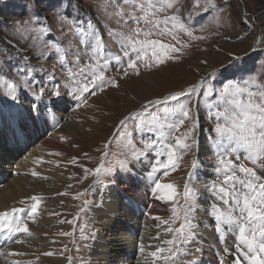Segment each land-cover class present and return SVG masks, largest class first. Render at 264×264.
I'll return each instance as SVG.
<instances>
[{
	"label": "snow or ice",
	"instance_id": "6c2138e0",
	"mask_svg": "<svg viewBox=\"0 0 264 264\" xmlns=\"http://www.w3.org/2000/svg\"><path fill=\"white\" fill-rule=\"evenodd\" d=\"M31 3L38 5L40 0H31ZM226 7V3L218 4L217 0H96L92 10L82 9L78 0H68L67 5L65 0H56L52 9L55 26L47 23V16L41 18L38 12L26 9L29 19L13 22L15 40L6 41L8 47L0 53L3 61L0 99L10 104L9 127L13 139L20 142L27 138L28 121L33 125L58 126L57 113L69 98L75 110L86 105L89 96L103 93L109 86L118 88V80L107 75L112 67L122 70L127 77L129 70L131 74L141 75V65L150 69L179 62L184 49L189 47L179 37L204 39L194 35L196 26L203 30L217 22ZM99 13L112 23L102 26ZM243 23L252 29L253 24L247 18ZM105 35L118 43L119 54L107 49ZM163 37L170 38L171 42ZM252 51L256 53L254 68L247 67L250 58L247 53L231 52L228 60L212 66L210 72L186 89L147 99L137 110L126 113L113 134V141L123 145L122 159L115 162L108 159L113 155L109 151L113 141H109L104 144L100 163L94 169L79 165L84 171L83 179L91 175L95 180L89 189L76 193L74 198L94 189L102 194L118 176H134L135 166L148 155L153 156L148 173L151 192L158 200L171 205L168 219L154 217L167 225L164 234H170L171 238L162 240L161 246L150 253L153 264L157 260L163 264H184L183 256L201 252L191 250L189 245L199 238L203 221L197 213L202 210L213 219L223 255L231 258V264H264V82L259 79V69L264 67L261 63L264 48L254 46ZM201 63L208 64V61ZM48 64L59 65L64 70L63 83L56 79L55 71L48 70ZM22 98L27 99V108ZM201 119L205 124L200 123ZM205 127V140L210 142L209 150L216 156V163L212 165L211 182L204 184L211 200L202 205L201 193L192 187V179L200 167L199 133ZM182 128L185 130L181 132ZM187 154L193 155L189 162L192 171L180 191L174 183H163L161 176L167 177L175 171ZM77 159L73 157L70 163L75 165ZM245 161L253 167L246 166ZM36 162L52 163L43 158H37ZM31 175L40 177L41 173L33 170ZM43 199L41 195H32L19 201L27 204L26 207L0 212V236L23 243L12 238L19 234L32 235L29 221L35 222ZM92 203L84 201L85 207ZM86 228L87 225L80 227L82 240L94 239V233L85 234ZM225 232L233 236L231 247ZM155 239H160L159 232ZM144 247L141 243L139 250L143 252ZM0 255L5 254L0 252ZM12 264H31V261L13 260ZM84 264H91L90 256ZM187 264H200V261L193 259Z\"/></svg>",
	"mask_w": 264,
	"mask_h": 264
},
{
	"label": "rangeland",
	"instance_id": "374dc122",
	"mask_svg": "<svg viewBox=\"0 0 264 264\" xmlns=\"http://www.w3.org/2000/svg\"><path fill=\"white\" fill-rule=\"evenodd\" d=\"M67 2L68 0H65V5H67ZM78 2L82 9L95 10L96 0H78ZM55 3L56 0H40L38 5H33L31 0H0V53H4L8 47L6 41L15 40L12 29L13 22L29 19V16L25 15L26 9L38 12L41 18L47 16L49 18L47 23L55 26L56 21L53 18L52 10ZM217 3L227 4L225 10L220 13L221 19L215 23L209 24L203 30H200L199 25L196 26L194 35L203 36L205 37L204 39H191L186 35H181L179 37L182 41L189 44V47L185 48L181 54L179 62H168L166 66L152 67L150 69L141 65V75L137 76L131 74V70H129L130 74L127 77L123 76L122 70H117L115 67H112L107 75L115 77L118 80V88L109 86L103 93L97 92L96 96H90L86 105L78 107L75 111L71 110L64 114V118L66 117L67 122H69L70 129H76L75 126H78L79 123V125L82 124L81 126L83 127V132L73 134V137H71L68 142V145H70L69 147H71V150L74 152L73 157L78 158L77 163L75 165L70 163L72 157L63 164L64 166H68V169L76 176V182L72 185H63L57 180L58 176H60L59 173H61L62 164L57 166V161L52 159V155H49L51 152L46 151V154L51 156L49 161H52V163H48L47 166L49 173L47 181L49 183H46V187L49 189V192L37 190L36 193L27 195V197H30L38 194L44 198L41 209L35 217V222L29 221V229L32 235L19 234L22 236L18 239L22 240L23 243L10 242V247L13 245V248L14 246L22 248V250L16 249V253H26L24 256H16L21 257L19 260L26 262L31 261V264H84V261L89 256L91 258L93 247L98 245V240H82L80 227L87 225L85 234H95L94 226L96 219L94 217V212L97 199L95 194L96 191L94 189L93 192H89L87 195L80 196L79 198H74V196L76 193H82L89 189V186L93 185L95 177L90 175L87 179H83L84 171L79 165H85L89 169H94L100 163V156L102 151H104V144L113 141V134L118 129L119 120L122 119L126 113L137 110L138 106L147 99L161 98L171 91L186 89L210 72L212 66H219L222 61L228 60V54L231 52H236L238 54L247 53L250 57L246 62L247 67L254 68L256 53L252 51V48L254 46L264 48V0H217ZM98 15L102 26L112 23L103 13H99ZM245 18L253 24L252 29H249L245 23H243ZM113 27L115 28L117 25L113 24ZM162 39L166 42H171L168 37H163ZM257 40H259V45H256ZM104 43L107 49L119 54L120 48L115 40L105 35ZM20 46L23 47L24 45L21 43ZM202 61H208V64L201 63ZM0 63H3V61L0 60ZM261 63L264 64V60H262ZM47 68L49 71H55L56 77L62 76L64 73V70L61 69L59 65L53 66L52 64H48ZM144 74H151L154 77V83L147 89L143 87ZM259 79L261 82H264V67L259 69ZM57 80H61L63 83L62 78H57ZM0 100L2 101V99ZM23 100L26 101V99ZM8 103L9 101L5 100V106L1 107V112H6L10 108V105H7ZM203 103L204 101H201L202 106ZM124 108L128 110H125V112ZM200 115L201 117L204 115L202 110ZM64 122L65 120L63 123ZM200 123L203 125L205 121L201 119ZM60 126L61 125H59V127ZM186 127L187 125H185V128ZM185 128H182L181 132L184 131ZM206 136L207 127L199 133V139L202 140V145H200L198 150L200 153H198V155L199 162L208 165L211 159H215L216 156L213 152L209 153V146L207 147L208 149H205ZM5 141V138L3 142L0 140V143H3L0 150L4 152L3 155L1 154L2 157H0V165L4 163L0 170V172L3 173L1 184L5 185L14 178L22 177L25 180L37 182L40 188L42 186L44 187L46 180L41 177H33L31 175L32 170H30L31 152L32 150L37 152V145L43 147V145L40 144L41 139L38 143L32 142V144H29L20 151L18 147H10L12 144L7 147V145L4 144ZM43 148V150H45V147ZM123 150V145L121 143L113 141L109 148V151L113 155L108 159L115 162L116 159L123 158L121 155ZM84 153L88 154L87 158L84 157ZM192 159V154L185 155L183 159L178 162L179 167L175 171H171L167 177L161 176L162 182L174 183L178 186L180 191H183L184 185L188 180V174L192 171L189 164ZM151 161H153V159L146 163ZM237 163H239V161H237ZM144 164V162L137 164L135 170L143 168V171L147 173V168ZM245 164L248 167H253L250 162L245 161ZM149 165L151 166L152 163H149ZM54 175L56 177L53 178ZM156 175H159V173ZM136 176L140 177L142 175L139 173ZM69 185H71V187H69ZM192 187L201 193L199 203L204 201L203 199H206L208 203L210 202L211 199L202 197L205 191L204 184L198 182L196 173L192 179ZM31 191H34V188ZM61 193L67 194L61 195ZM85 199L94 201V203L85 207ZM153 202H156V204L160 203L155 199ZM27 203L30 204L31 201ZM162 204L164 203H160L159 205L161 207L163 206V208L166 207V212L169 211L171 205L166 206V204ZM17 208H19V206ZM81 209H84V211H81ZM139 214L142 217L137 215L136 218L131 217L130 219H125V221L132 223L137 231L140 230L138 226H142V232L140 234L141 239L138 238V235H136L134 231L132 238L135 243H138L134 246L136 249L129 250V248H125V254L123 256L126 260L120 263L117 261V264H138L141 256L139 250V245L141 243H146L147 241L148 246L145 247L144 250L152 251L156 244L157 246H161L162 240L171 238L170 234L165 235L163 230L162 233L159 232L160 239H155L158 233L153 232L155 231L154 224L156 219H154V216L142 215L141 212ZM170 215L171 213L169 211L165 219H168ZM197 215L200 217L201 221H203L199 227V242L195 241L191 243L189 248L191 250L197 249L194 247L197 245L200 249L222 250L219 239L215 238L216 235L213 234V229L215 232V226L213 228V224L211 223L212 218L203 213V211H199ZM68 221H72V223ZM205 225L208 226L206 227ZM121 226L122 224L118 222V230L115 231L119 232ZM176 226H178V224ZM166 227L167 225L164 226V228ZM68 232L73 233V235L67 236L61 234ZM103 232L105 233V237H108L109 232L106 230H103ZM111 232H114V230H111ZM3 243L4 240H0V252L4 253L5 248L1 245ZM85 245L89 247H85ZM150 245L151 247H149ZM214 245L216 249L212 247ZM114 249L115 248L112 249V252H115ZM46 252L54 253V255L51 256L60 260L54 262L53 258H48L43 255V253ZM195 253V256L186 255L182 257L181 259L184 261V264L193 260L196 257ZM8 256L7 253L5 255H0V257L4 258H8ZM47 259L52 261H47ZM9 262L12 264L11 260ZM91 262V264H94L93 261ZM146 262L147 264H153V257L147 258ZM229 263L231 264V261ZM155 264H163V261L157 260ZM206 264H208L207 261Z\"/></svg>",
	"mask_w": 264,
	"mask_h": 264
},
{
	"label": "bare ground",
	"instance_id": "6f19581e",
	"mask_svg": "<svg viewBox=\"0 0 264 264\" xmlns=\"http://www.w3.org/2000/svg\"><path fill=\"white\" fill-rule=\"evenodd\" d=\"M143 87L147 89L150 85L154 83V77L151 74H144L143 75ZM27 101V99H26ZM25 100L22 99V103H26ZM28 102V101H27ZM7 105H10L9 103ZM28 105V104H24ZM5 103L0 100V140L3 142L5 138L4 144L10 145V147L15 146L18 147V150H22L23 147L29 143V139L26 138L20 142H16L13 139L12 131L9 127V120L12 115L10 108L5 112H1V107H4ZM134 108V107H133ZM136 109V108H135ZM127 111V108H124V111ZM125 111V112H126ZM65 122L63 123V121ZM67 122V118L63 117L62 121L60 123V127L49 134L47 138L41 139V143L43 147L41 146L36 147L37 152L32 150L31 152V162L30 170H35L37 172L41 173V178H44L46 180L45 186L41 187L37 185L38 183L33 180H25L22 177L14 178L13 180H10L8 184L2 185L1 179L3 178V173L0 172V212L10 210L13 207H23L26 205H22L19 203L20 200L27 197V195H30L31 193H36L37 190H42L43 192H49V189L46 187V183L48 179V163H37V158H43L44 161H49L51 156L46 154V151H50L51 153L59 152L62 155L56 156L52 155V159L59 161V164H62V169L60 176H58L57 180L62 183L63 185L73 184L76 182V176L68 169V166H64L63 164L71 159L74 155V152L71 150L70 145H68V142L71 137H73V134H79L80 132H83L82 130V124L78 126L76 125V129H70V126ZM63 137V139H61ZM200 145H202V140L200 139ZM3 143H0V148H2ZM43 151V152H42ZM0 150V157L1 154L3 155L4 152ZM76 154V153H75ZM8 161V160H7ZM6 163V161H5ZM2 165H0V170L2 169ZM28 166V165H27ZM139 172L143 177H145V172L143 171V168H139L135 170L134 176H123L120 175L117 177L114 184H112L110 187H108L102 194L99 192L98 189H95V194L97 196L96 199V206H95V212L94 217L96 219L95 222V238L98 240V245L93 247L92 253H91V261L94 262V264H117V261L125 262L124 254H125V248L136 249L134 246H136L135 241H133L132 235H134V231L136 235H138V238L141 239V228L139 227V233L134 227L132 223L126 222L125 219L136 218L137 215L142 217L139 213L142 208L145 210L143 214H146L147 216H154V217H160L162 219H165V216L168 215L169 211H165V208L163 206L161 207L159 204L164 203L166 206H170V204L165 203L161 200H158L151 192V183L150 185H144L142 187V176L138 177L136 176V173ZM46 177V178H45ZM56 177L55 175L53 178ZM52 178V179H53ZM37 181V180H36ZM131 182H134L137 186H139L140 190L143 192H147V194H144L143 192L139 191L135 186L131 185ZM151 182V181H150ZM25 183V184H23ZM56 183V182H55ZM51 184V183H50ZM34 188V191H31ZM41 193V192H40ZM150 196V197H149ZM158 200L160 203L156 204V202H153V200ZM102 201V202H101ZM140 203L143 204V206H140ZM162 204V205H164ZM140 220V219H139ZM120 222L122 224L121 226V232H116L115 230H118L117 223ZM159 225V227H158ZM163 224L159 220L155 221L154 227L155 231L154 233L160 232L162 233L164 230ZM146 228V226H145ZM103 230H106L109 232L108 237H105V233ZM111 230H114V232H111ZM152 232V233H153ZM227 236V244L229 247L233 244V236L230 234L224 233ZM120 235V236H118ZM124 239V240H123ZM0 240H4L3 245L4 253L8 254L10 252H17L16 249H21L19 246L13 245L10 247V241L8 238L0 236ZM124 241V242H122ZM199 242V239L197 240ZM123 244V245H122ZM145 247L148 246L147 241L146 243H143ZM121 246V247H120ZM144 247V248H145ZM156 246L152 251L156 250ZM197 249H200L197 245L194 246ZM215 248V245L212 246ZM115 248V252H112V249ZM193 248V247H192ZM222 250H209V249H200L201 252H196L195 259H198L200 261V264H206V261L208 264H218V260L224 256L223 255V245L221 244ZM26 249V248H25ZM152 251L144 250L143 252L140 251L141 256L138 261V264H147L146 259L152 258L150 253ZM219 254V255H218ZM48 258H53V256H47ZM21 257L16 256H8V258L0 257V264H10V260H19ZM118 258V259H117ZM60 259L53 258V261H59ZM47 261H52L50 259H47ZM231 261L230 257L226 256V262L227 264H230ZM92 263V262H91Z\"/></svg>",
	"mask_w": 264,
	"mask_h": 264
}]
</instances>
